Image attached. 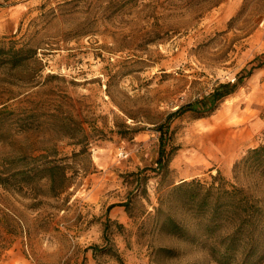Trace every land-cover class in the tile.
Returning <instances> with one entry per match:
<instances>
[{"label": "rangeland", "instance_id": "rangeland-1", "mask_svg": "<svg viewBox=\"0 0 264 264\" xmlns=\"http://www.w3.org/2000/svg\"><path fill=\"white\" fill-rule=\"evenodd\" d=\"M1 37L36 46L42 68L34 87L0 69L18 116L40 109L26 133L10 123L0 155L56 149L69 184L0 185V264H212L154 216L171 183L218 173L264 199V175L234 171L264 144V0H0ZM237 81L213 110L172 119L166 171L153 170L157 124Z\"/></svg>", "mask_w": 264, "mask_h": 264}, {"label": "trees", "instance_id": "trees-1", "mask_svg": "<svg viewBox=\"0 0 264 264\" xmlns=\"http://www.w3.org/2000/svg\"><path fill=\"white\" fill-rule=\"evenodd\" d=\"M37 49L29 42L17 45L16 40L1 37V73L7 76L13 69L24 68L30 75L28 85L38 86L40 82L31 75L33 69L42 68ZM238 82L219 84L210 92L208 105L200 106L197 102L181 105L157 124L159 152L157 166L153 170L166 171L165 144L172 119L188 110L199 112L201 116L213 110L223 97L234 91ZM9 99L0 97V141H7L10 123H16L26 133L40 116V109L32 107L20 118L8 104ZM64 124L70 126L66 122ZM75 142L80 144L83 139ZM88 143L86 138L83 144L88 146ZM63 158L58 157L56 149L50 147L36 154L16 150L0 155V185L6 189L20 190L46 179L53 193L61 192L69 184ZM240 167L258 176L264 175V144L250 148L235 164L234 171L237 172ZM123 205L127 210L129 203L126 201ZM154 218L160 222V229L165 233L200 246L205 259L212 264H261L264 260V199L228 181L219 173L212 176L209 182L192 178L171 183L159 197ZM109 221L107 217L104 234ZM91 248L94 255L98 251L108 250L107 247L99 250L97 245ZM158 250L169 256L176 254L171 248L160 247Z\"/></svg>", "mask_w": 264, "mask_h": 264}]
</instances>
